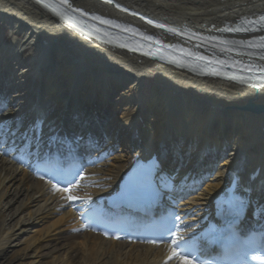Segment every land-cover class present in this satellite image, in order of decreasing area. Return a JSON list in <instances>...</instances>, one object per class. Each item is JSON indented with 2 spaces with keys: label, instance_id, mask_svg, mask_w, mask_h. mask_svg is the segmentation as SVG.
<instances>
[{
  "label": "bare ground",
  "instance_id": "obj_1",
  "mask_svg": "<svg viewBox=\"0 0 264 264\" xmlns=\"http://www.w3.org/2000/svg\"><path fill=\"white\" fill-rule=\"evenodd\" d=\"M65 6L56 0H0V27L11 29L10 41L0 33V107L14 105L0 115V123L20 116V102L30 122L44 121L45 135L76 130L78 138V131L94 130L133 149L145 142V156L158 150L172 154L170 163L189 165L182 173L197 165L199 183L185 186L188 192L198 190L184 203L200 231L207 228L203 223L215 197L231 189L236 174L248 180L255 173L257 189L264 191L261 76L217 78L191 63L176 64L163 55L169 45H159L165 40L172 50L177 43L190 49L187 44L208 36L229 42L264 37V30L250 37L235 31L264 15V0H67ZM80 12L109 17L112 24L97 20L81 28L70 21L83 20ZM149 36L151 41L144 39ZM11 88L18 93L6 100ZM102 152L110 156L109 149ZM129 152L99 170L95 151L87 173L113 190L134 157ZM3 158L0 153V264H183L169 249L82 231L78 211L99 194L102 183H86L80 191L82 178L65 194Z\"/></svg>",
  "mask_w": 264,
  "mask_h": 264
},
{
  "label": "snow or ice",
  "instance_id": "obj_2",
  "mask_svg": "<svg viewBox=\"0 0 264 264\" xmlns=\"http://www.w3.org/2000/svg\"><path fill=\"white\" fill-rule=\"evenodd\" d=\"M94 19L99 20V17H95ZM264 19V18H262ZM101 23L104 24H109L111 25V21H106V20H101ZM116 27H120L116 25ZM162 27V26H159ZM255 28V26H253ZM126 31H132L133 33L135 30L131 29H122ZM228 29H225L227 31ZM241 29L238 27L235 29V31H240ZM144 39L151 41L153 38L152 37H144ZM262 41H264V38H262ZM235 43V42H233ZM171 47V46H168ZM187 55H194L193 53H186ZM251 55V53H249ZM197 59L203 60L205 57L198 56ZM260 59H264V54L260 55ZM223 64L224 62H219ZM258 71L264 72V68L258 69ZM261 79H264V77H261ZM43 128H44V121L43 120H36L33 125L30 126L29 129H27L23 134H22V139L24 140V145L22 150H28L32 149L33 147L39 148L42 147L44 144L43 141ZM6 135H15L14 132H12L11 129L5 130L4 128L0 127V142L5 141ZM65 138L61 137L58 134L53 133L52 135L49 136L48 138V145L51 146L53 144H59V143H64ZM13 148L16 147V143L13 140L12 145ZM5 155H7V152H5ZM150 166L147 167L139 177V181H133L132 187L128 190L127 195L130 197H139V196H145V195H155V196H161L162 195V188H168L172 184H174V180L171 176H169L166 173L161 172V165L159 158H153L149 162ZM159 180V184L157 181ZM70 199H72L70 197ZM119 239V237H116ZM173 256H176L177 254L173 251ZM172 257H169L171 259ZM181 261L183 264H193V261L191 259H187L183 255L180 256ZM167 264V262H166Z\"/></svg>",
  "mask_w": 264,
  "mask_h": 264
},
{
  "label": "rangeland",
  "instance_id": "obj_3",
  "mask_svg": "<svg viewBox=\"0 0 264 264\" xmlns=\"http://www.w3.org/2000/svg\"><path fill=\"white\" fill-rule=\"evenodd\" d=\"M0 33H1L4 37L8 38L9 41H10L11 29H10L9 26H1V27H0ZM27 262H28V261H27Z\"/></svg>",
  "mask_w": 264,
  "mask_h": 264
}]
</instances>
